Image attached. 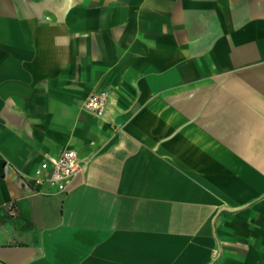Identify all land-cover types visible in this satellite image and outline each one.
<instances>
[{
    "label": "crops",
    "instance_id": "obj_1",
    "mask_svg": "<svg viewBox=\"0 0 264 264\" xmlns=\"http://www.w3.org/2000/svg\"><path fill=\"white\" fill-rule=\"evenodd\" d=\"M0 264H264V0H0Z\"/></svg>",
    "mask_w": 264,
    "mask_h": 264
},
{
    "label": "built area",
    "instance_id": "obj_2",
    "mask_svg": "<svg viewBox=\"0 0 264 264\" xmlns=\"http://www.w3.org/2000/svg\"><path fill=\"white\" fill-rule=\"evenodd\" d=\"M106 103L107 95L104 92H96L88 98L86 108L91 112L102 114ZM85 166L86 162L80 158L77 150L66 148L58 156L46 157L28 180L44 194L65 193L72 179L82 172ZM6 207L12 216L17 215L18 209L14 203L7 204Z\"/></svg>",
    "mask_w": 264,
    "mask_h": 264
}]
</instances>
